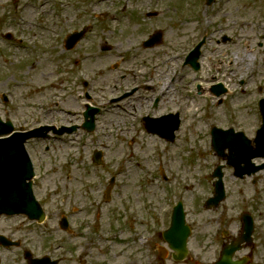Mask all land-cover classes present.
<instances>
[{
  "label": "rangeland",
  "instance_id": "374dc122",
  "mask_svg": "<svg viewBox=\"0 0 264 264\" xmlns=\"http://www.w3.org/2000/svg\"><path fill=\"white\" fill-rule=\"evenodd\" d=\"M206 1L0 0V94L6 91L3 79L10 74L15 75L9 77L7 84L13 86L16 98L22 102L23 111L33 107L35 111H40L41 123L54 120L52 115L55 111L44 107L45 98L52 90L37 89L36 92L31 87L65 73L63 63L66 62L68 54L64 52L63 37L71 29L79 28L83 24H89L91 27L85 41L78 48L82 53L93 52L96 55L100 53L101 45H113V50L103 53L104 58H95L88 64L89 71L96 74L99 89L102 87L108 93H114L113 89L117 90L120 82L126 83L121 71L113 72L105 68L106 61L110 66L115 62L124 66L137 65L135 68L139 69L138 72L142 71L144 75L148 73V83L159 87L165 79L158 81L157 73L163 69V56L167 52L188 51L192 45L191 40L196 36V42L202 36L208 35L213 25H226V34L235 35V42L222 41L218 44L214 40L207 44L203 51L204 65L201 75L208 78L213 74L225 73L220 77L226 81L224 82L229 87V95L219 104L209 90L204 94L192 91L188 98L178 94L177 105L168 103L169 109L181 110L184 118L178 137L173 143L153 137L143 129L139 117L143 114V106L136 105L135 110L130 107L122 111V114L127 115L121 118L117 114H111L112 108L102 112L101 132L108 133L110 137L102 136L100 142L106 143L107 148L100 144L98 149L105 151L106 161L111 162V168L115 164L116 167L121 165L123 168L119 184L113 188L110 198L106 199L109 203H102L104 220L101 217L87 218V215L82 213V218L74 216L77 224H83L78 231H74L75 233H68L59 228L61 217L56 215L58 212L55 209L56 204L61 203L56 195L59 190L64 194V189L67 190L66 193L77 194L82 204L94 208L95 205L90 203L88 196L98 200L97 174L103 172L94 168L98 166L90 159L93 149H87V155H90L84 161V169L80 170L76 167L75 158L78 156L68 157V152L72 150L64 148L62 140H46L41 143L38 154L41 173H46L43 178L45 184L37 187V191L39 196H46L49 218L45 224L31 225L23 224L27 222L23 217L4 219L0 221V227L5 223L8 235L12 231L11 228L20 226L21 229L14 235L25 234V245L33 247L41 254L54 248L57 255L63 254L66 257L63 245H77L73 255H69L74 261L62 264H81L82 261L86 264H209L218 258L223 229H239L241 221L237 216L238 211L245 207L264 210V171L260 178L263 191L256 196L250 179H236L232 174L233 170L227 165L223 169L225 184L229 190L227 200L216 208L209 209L204 204L211 195L215 181L207 179L206 175H211L217 165L226 163L225 158L212 150L209 126L214 124L219 127L237 128L238 125L231 115L236 114L241 124L239 129H246L251 138L255 135L253 127L258 109L255 80L251 79L246 87L248 91L242 92L238 83L240 74L234 72L232 76L229 71L231 67H236L244 78L251 71H256L258 80L264 83V46H258L259 31L264 29V0H216L210 6L206 5ZM152 11L159 13L156 16H148L147 12ZM113 16L115 19H112ZM243 21L246 22L241 23ZM45 26L47 29H43ZM50 27L55 28V31L50 32ZM157 29L163 33L161 44L152 48L138 46V50L130 49V46L137 45L146 35ZM9 32L14 35L13 41L6 39ZM220 34L221 32H217L216 35ZM58 35L59 38L56 37ZM19 39L23 40V43H20ZM218 39L221 40V36ZM54 40L59 41L56 46L55 43L52 45ZM51 46L55 48L52 49ZM124 53L127 55L125 58L117 56ZM133 54L136 55L135 58ZM245 55H254V61L242 63ZM230 56L235 57L237 64L229 65ZM53 59L59 63L57 67L52 64ZM31 63L32 66L28 68ZM219 64L222 67H219ZM213 65L217 67H212ZM194 77L195 82L199 81L197 74L186 76V80H193ZM23 80L26 81L25 86L20 84ZM30 82L32 83L29 84ZM68 86H73V81L58 90H65ZM171 94H174L172 90L167 97L170 98ZM65 102L67 108L79 111V114L83 109V106H78L70 96ZM39 103L44 109L40 108ZM232 104L236 105L235 110L231 108ZM43 110L45 112L42 113ZM63 119L64 115L59 122L63 123ZM113 120H117L114 121L116 123L113 124ZM186 141L193 144L191 150L182 148ZM46 144L49 151L44 149ZM190 146L187 144L186 148ZM136 149L137 152L133 153ZM256 161L259 162L258 159ZM151 187L153 193L150 191ZM244 194L246 199H243ZM178 198L183 199L185 203L187 222L193 229L189 239L191 252L183 261L173 259L172 251L158 235V232L169 226L171 214L169 215L168 211ZM128 201L132 204L131 209L141 208L144 211L139 219L129 213L126 208ZM93 224L95 228H102L104 233L113 234L112 238L104 240L91 233L87 225ZM143 234L148 235L150 239L144 241L140 237ZM54 245L57 248L53 247ZM162 247L168 250L164 262L160 260ZM214 248L217 249L216 254ZM23 250V245L10 251L5 250L2 254V264H28Z\"/></svg>",
  "mask_w": 264,
  "mask_h": 264
},
{
  "label": "water",
  "instance_id": "95a60500",
  "mask_svg": "<svg viewBox=\"0 0 264 264\" xmlns=\"http://www.w3.org/2000/svg\"><path fill=\"white\" fill-rule=\"evenodd\" d=\"M26 138L15 140L10 143L9 148L11 151L10 159L7 161L6 156V143L0 141V215L3 213H26L31 218H36L39 221L43 220L44 213L40 210V207L32 196L30 184L25 182V179L32 176L30 173L26 175V167L21 164L20 156L23 146V142ZM257 149L253 150L250 143L245 140L242 134L233 135L232 131H215L214 132V146L219 152H223L225 147H230L231 153L229 155V162L236 167L237 174L242 176L244 173L251 172L250 166L253 157L264 156V130L262 129L259 136L256 139ZM4 154V156H3ZM241 162H246L248 166L241 167ZM29 169L30 166H28ZM219 177H222V173L219 170L217 172ZM220 183V191L215 199H211L209 202H215L224 198L222 189V182ZM172 232L176 231V235L180 240L181 253L179 258L184 257L186 250V238L190 233L189 227L185 224L184 213L181 206L176 209L173 217ZM173 247H177L174 244ZM218 264H231L229 255L224 256Z\"/></svg>",
  "mask_w": 264,
  "mask_h": 264
},
{
  "label": "flooded vegetation",
  "instance_id": "af4514ba",
  "mask_svg": "<svg viewBox=\"0 0 264 264\" xmlns=\"http://www.w3.org/2000/svg\"><path fill=\"white\" fill-rule=\"evenodd\" d=\"M70 31H72V29ZM261 36L264 39V36L263 35H261ZM80 46H81V44L78 45L75 49L70 50V51L64 49V52L68 54V56L66 57V62L63 63V64H65V69H64L65 70V73L64 74H60V75H56L54 77V79L57 80V77L59 76V83L61 85H67L70 81L73 80V72H74V68L75 67L80 66L81 64H84L85 67L87 69H89L88 68L89 61H91V60H93L95 58H104V56L98 55V53H96V55H94L93 52H84V53H82L83 51H81L80 49H78ZM258 46L259 47H262L263 46V43L262 42H259V45ZM54 48H55V46H53V49ZM51 62L56 67L59 64L57 62V60H55V59H53ZM114 64L115 65L113 66L114 67L113 70L115 72H118V70L120 69V66H119V64H117V62H115ZM105 68L110 69L109 68V63L107 61L105 63ZM122 78L127 83H130L132 81V78L134 80H137L138 79L137 76L134 75V72L131 71L129 68H125V71L122 72ZM30 79L32 80V78H30ZM147 81H148V79L145 78V82H147ZM145 82H141V84H138V85H136L134 87V88L137 89L136 92H138L140 90L157 91L156 93L158 95L159 94V90H161L162 92L159 94V96H157V97L154 98V100L152 102V106L159 107V106L165 105V102L164 101H166L167 98H168L167 97V94H168L169 88H165V86H162V85L159 86V87H151L148 84H146ZM25 83H26V81H24V80L21 81V84L23 86H25ZM31 83L32 82H30L29 84H31ZM57 86H58V83L55 82L53 84V87L56 88ZM31 89H33V86L31 87ZM113 91L116 94L115 97H110L109 99H104L102 102H100V104L105 105V107H102V111L101 112H103L104 110L106 111V107L108 108V106H109V108L107 109V111L112 108L111 103H108L107 101H109L112 98L113 99H117V98H119L121 96V92L119 90V87H118L117 90L114 88ZM126 92H124L122 94H125ZM89 97H90L91 100L93 99L92 95H89ZM149 97L152 99V94H150ZM8 101H9V98H8ZM107 103H108V105H107ZM54 104L59 105L60 102L59 101H54ZM117 104H120V103H117ZM4 114H5V120L12 119L13 122L15 121L14 127L17 130H30V129H33L35 127L40 126V122H39L38 118H36L33 113L27 119V118H25L19 112V110L16 107H12L11 106V107L6 108L4 110ZM58 115L59 116H63L64 115V117L69 116L63 110H61ZM63 121H65V122L64 123H61V124H59V123H56V124L52 123V125H54V126H56L58 128H62L64 126H69L68 123H67V121L65 119ZM53 136H55V135H53ZM39 149H40V138L31 139V140H29L27 142V150H28V153H29V155H30V157H31V159H32V161H33V163H34V165H35V167L37 169L39 168V165L40 164H38V165L35 164V157L38 156ZM46 151H49V147H46ZM80 164L83 165L84 163L83 162H80V163L79 162H76V165H77L76 167L78 169H80V170H83L84 167L83 166H79ZM65 191H67V190H65ZM68 194L70 196L72 195L71 192H69ZM1 219H0V221H1ZM19 229L20 228H17V230H19ZM71 232H73V231H71ZM0 235L8 236V227H7V225L5 223H2L1 224V227H0ZM12 235H14V234H12ZM227 238H228L227 241H230L233 238V235L232 236H229ZM261 239H262V237H261L260 233H255L254 236H253V242H252V244L249 245V246L246 245L240 251L236 252L234 254V259H241V258H243L245 256L250 255L251 258H250V262L248 264H264V241H261ZM5 250H6V248L3 247V245L0 244V264H2V259H3L2 254H4V251Z\"/></svg>",
  "mask_w": 264,
  "mask_h": 264
},
{
  "label": "bare ground",
  "instance_id": "6f19581e",
  "mask_svg": "<svg viewBox=\"0 0 264 264\" xmlns=\"http://www.w3.org/2000/svg\"><path fill=\"white\" fill-rule=\"evenodd\" d=\"M247 58H248V59H247ZM246 60H252V61H253V57H250L249 55H246V57H243L241 61H242V62H246ZM150 144H151V140H150V142H148V145H149V146H150ZM142 151L145 152V150H142ZM150 191H151V193L154 192V190H153L152 187L150 188ZM135 212H141V208L136 209Z\"/></svg>",
  "mask_w": 264,
  "mask_h": 264
}]
</instances>
